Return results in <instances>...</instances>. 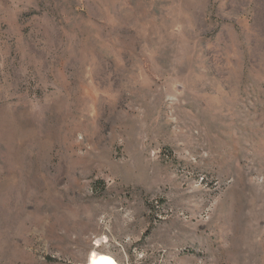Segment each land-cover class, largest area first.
I'll return each mask as SVG.
<instances>
[{
  "label": "rangeland",
  "instance_id": "rangeland-1",
  "mask_svg": "<svg viewBox=\"0 0 264 264\" xmlns=\"http://www.w3.org/2000/svg\"><path fill=\"white\" fill-rule=\"evenodd\" d=\"M264 264V0H0V264Z\"/></svg>",
  "mask_w": 264,
  "mask_h": 264
},
{
  "label": "bare ground",
  "instance_id": "bare-ground-1",
  "mask_svg": "<svg viewBox=\"0 0 264 264\" xmlns=\"http://www.w3.org/2000/svg\"><path fill=\"white\" fill-rule=\"evenodd\" d=\"M93 264H115L112 257H101L94 260Z\"/></svg>",
  "mask_w": 264,
  "mask_h": 264
}]
</instances>
